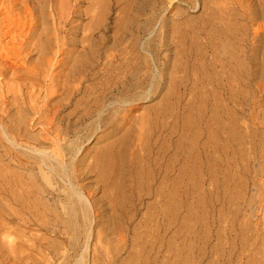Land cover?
Segmentation results:
<instances>
[{"label": "bare ground", "instance_id": "obj_1", "mask_svg": "<svg viewBox=\"0 0 264 264\" xmlns=\"http://www.w3.org/2000/svg\"><path fill=\"white\" fill-rule=\"evenodd\" d=\"M49 1L0 0V77L5 79L7 73L10 75L8 81L0 86V127L3 128L5 139L10 141L12 146L6 149V153L9 151L13 159H16L18 166L27 173L31 172L30 175L25 176L13 172L3 173V169L0 168V264H24V253L18 245L19 240L11 236L12 234L17 235V233L15 230H10L7 227L8 224L19 225L20 222H23L29 226L51 225L58 228V225H67L72 228L80 221L82 222V217L88 220L91 216L89 215L91 212V210L89 212V206L93 209L92 215L101 219L105 216V209H101L104 205L108 210L116 209L117 198L115 195L116 192L117 195L120 194V185L124 181L120 171L115 169L110 159L114 158L113 155L123 157L130 147L135 150V146L140 148L139 155L142 158H147L149 155L147 147H142L144 141L149 140L150 137L145 138L143 135L147 121L144 113L140 112L141 108L138 102L152 96L154 89L152 87L148 93L142 95L152 77V72L149 71V61L145 56L141 57L137 50L138 37L135 33H140L142 29L151 24L152 20L150 18L143 20L144 26L137 25L136 22L138 17L145 16L148 11L157 10L156 3L162 6L164 0H93L92 5L90 6L89 3L90 7L84 12L79 10V5L83 3L82 0H58L57 10L52 8ZM73 1L74 4H71ZM135 1L133 14L124 12L127 18L124 24L117 25L114 22L115 30L110 27L111 24H101L110 5L111 8L117 7L118 9L124 3L132 5ZM199 1L186 0L192 8ZM201 1L205 3V0ZM208 1L213 3V6L215 5L211 10L216 33L214 32L215 35H212L210 42L207 41L205 46L207 50H211L212 57L205 59L203 69L200 68V79L194 81V85H200L203 89L199 90V99L197 98V108L193 114V120L187 123L186 119H181V125L179 124L183 141L182 149H180L183 153L181 159L184 164L191 163L188 170L182 165L183 168L179 169L180 177L183 180L191 179L193 185L188 190H191L192 195H196L198 198L206 197L208 199L206 207L213 209L215 196L211 199V190H205L206 188L204 189L203 186L206 185V182L208 185L213 184L214 179L221 175L220 181L226 187L225 183L230 177H228V164L236 160H242V162L244 160L247 168L242 170V174L246 181L238 183L236 188L238 191L233 192L234 196L230 193L228 196V192L221 191L223 193H220L219 197L222 198L223 204L219 208L225 213L217 209V215L215 213L212 223L224 222L221 234L223 232L227 234L229 245L232 243L233 247L237 248L238 246L240 249L245 245L255 244L258 246L254 253L255 256L258 255L257 258L254 257L257 259L255 264H264V103L258 104L259 100L264 99V0H223V3H219L217 0ZM48 7H51V10ZM124 8L118 10L120 14L123 13ZM163 8H166V5ZM82 13L84 16L88 13L92 14L89 18L90 29H88L89 33L84 34L78 40L75 29L79 24L75 26H71V24L76 20L81 22L80 14ZM133 16H136L135 19ZM249 22H253L250 27L252 29L251 36L247 34ZM37 29L40 30L37 41L35 39L36 43L31 44L32 40H27L29 37L27 33L30 32V37L35 38ZM86 29L83 28V32H86ZM110 31H113V34L107 35ZM63 32H66L69 37L60 36ZM109 42L111 43L108 44ZM78 47H80L79 50ZM146 47L147 43L144 48L146 49ZM74 53L77 56L73 58ZM33 56H36L35 62L28 64L27 61ZM186 56L188 55L186 54ZM184 60L188 63L186 57ZM195 62H197L196 59ZM184 65L181 62L182 71H184ZM171 76L168 78L169 85L175 84L172 82ZM16 79L37 84L42 83L43 100L41 107L35 111H40L43 115L35 119L37 121L42 119V123L44 121L48 126L45 135L41 136L43 141L49 142L48 148H44L43 142H40L39 139L30 137L22 131L23 127L21 128V126L22 122L25 124V116L22 115V120L18 118V121L7 124L10 113L16 112L21 115L22 112L27 113L33 109L29 102L17 99V94L22 88L21 84L7 85ZM87 82L90 86L84 85ZM185 83V78L182 77L179 85L181 89L179 97L186 93ZM159 84L160 81L156 83V85ZM192 89L190 88V90ZM201 92L203 94H200ZM77 93L82 94V97L77 100L75 97H56L59 95L75 96ZM49 98L51 100L59 98V100L56 104L49 105ZM108 101H111L110 104H116L104 109ZM68 105L74 106L77 116L76 120H69L64 124L65 119L63 120L61 112ZM110 108L114 111L110 116H107ZM93 113L97 115L95 127L90 129V133L77 137L78 143L75 148L70 145L71 143H62L65 138H69L70 134L87 129L85 126L79 129L78 126L89 120ZM159 114L156 112L154 118L157 119ZM182 116L185 117L183 114ZM31 121L28 122L31 123ZM126 126H129L130 129L121 136L118 146H107L101 151L102 159L96 155L92 158L91 164H83L84 158L75 159L83 143L89 140L94 132L98 131V128L103 127V130L110 128V131L104 135H112L120 127ZM257 128H261L263 131L261 133L254 131ZM50 129H52L51 132ZM1 131L0 142H3L4 137ZM188 139L191 140L190 143L193 142V146H186L185 143ZM17 148L24 149V152ZM129 154L132 155L131 152ZM68 156L71 158L67 161ZM240 165L243 167L244 164L240 163ZM255 166L257 169L254 168ZM35 169H37V173H33ZM129 171L131 170L129 169ZM91 173H93L92 177H95L93 187L89 186L92 182L88 180ZM249 174H253L252 178L249 177ZM174 180L176 181V178ZM42 182L50 186L51 190L47 189ZM101 187L106 188L102 192V197L106 198V204L98 201L100 205L95 208L97 202L93 199L94 193ZM186 191V188L181 187L174 189V192L176 194L180 192V195H184L183 193ZM246 191H254L255 195L252 197L250 195L247 199L246 195L243 196ZM42 199L46 200L43 204L41 203ZM180 202L174 200L169 203L176 213L181 208ZM198 203L197 207L199 208L202 204L198 205ZM48 205L55 209L61 205L60 208L63 212H55L54 209H50L51 212L49 211L48 214L44 211H42L44 214H40L39 211L44 210V207L46 208ZM243 207H246L247 219L241 216ZM204 213L201 214V217L204 216ZM258 213L261 218L253 220L255 214ZM122 214L117 211L106 216L107 224H116ZM78 220L79 222H77ZM90 223L91 221L88 222V225ZM96 223L99 224L98 221H95ZM116 225L118 226V223ZM107 226L106 228H108ZM99 233L97 234L99 235ZM101 235H99V240L100 236L103 237V234ZM117 235L114 234L115 237ZM119 237L122 240V234ZM96 240L98 241V237ZM234 250L236 249L234 248ZM26 256L27 263L35 264L31 256Z\"/></svg>", "mask_w": 264, "mask_h": 264}, {"label": "rangeland", "instance_id": "obj_2", "mask_svg": "<svg viewBox=\"0 0 264 264\" xmlns=\"http://www.w3.org/2000/svg\"><path fill=\"white\" fill-rule=\"evenodd\" d=\"M82 1L83 3L79 5V10L84 12L87 11V9L92 5L93 0H82ZM217 1H219V3H223V0H217ZM49 2L52 8L56 10L58 9L57 7L58 0H50ZM204 2L205 3H203V1L200 0L199 2H196L195 7L192 8V6L188 2H186V0H164L162 6L156 3L157 10L148 11L145 16L137 18V22H136L137 25L142 24L143 26L145 25L144 24L145 22L143 20L148 18L152 20L151 24L146 26V28H144L145 30L142 29L140 33H135L136 36L138 37L137 50L141 54V57L145 56L146 59L149 61L148 62L150 65L149 71L152 72V77L150 78V81H148L147 86L144 89L142 95L148 93L152 89V87L154 89L152 96L147 97L146 99H143L138 102L139 107L141 108L140 112L144 113L145 120L147 121L146 125L144 126L143 135L145 136V138L148 136L150 137L149 140L144 141L142 147L144 148L147 147L146 149H148L149 155L147 158H142L139 155L140 148L136 146L134 147L135 150L130 147V150H128L127 154L124 155L123 157H118L116 155H113L114 158H111L110 160L114 164L115 169L118 172L120 171L124 181L123 184L120 185V189H119L120 194L117 195L116 192L115 195V198H117L115 202L116 209L114 211L108 210L106 209V205H104L103 208L101 209H105V216L101 217V219H99V217L97 218V216L95 215H92L93 213L91 212H93V209L92 207L89 206L90 208L89 212L91 210L89 214L91 216L89 218H91V220H89V218L87 220V218L82 217L81 218L82 222L80 221V223L77 224L76 226H73L72 223L74 229L73 227L72 228L67 227V225H58V228L61 226L58 229L54 226L53 228L51 225L45 226L46 228L39 226H29L24 224L23 222H20L19 225L8 224L7 227H9L10 230H15L17 233V235L14 234L12 235L10 234V235L12 237L14 236V238H18L19 240L18 245H20L19 247L21 251L23 250L22 252L24 253L23 254L24 264H29L27 263L28 261L26 255H28V257L31 256V258L33 259V263L35 264H247V263L255 264L257 263L256 258L258 255L255 256L254 253L256 252L258 246H255V244H251L250 245L251 247L249 245L247 246L245 245L241 249L238 246L237 248L233 247L232 243L231 245L227 243V241L229 242V239L227 238V234H224V232H223L224 235L221 234L224 229L223 227L225 225L224 222L212 223V221H214L213 219L215 218L214 215L216 211L220 210V212L225 213L223 210L220 209L222 207L221 204H223L222 198L219 197L220 193L228 192V196L230 194L234 196V193L238 191V189H236L238 183L240 184V182L243 183L246 181V178L243 177L242 174V170L247 168L245 167L244 160L243 162L242 160H236L235 162L233 161L234 164L232 162L228 164L229 165L228 166L229 169H227L228 177L229 176L230 177L227 179L225 183V186L226 187L228 186L227 189L222 185V182L220 181L221 175H219V177L217 176L216 179H214L213 184L211 183V185H208V182H206L205 183L206 185L203 186L204 189L206 188L205 190H211V199H213L215 196V198L213 199V202L215 203L213 209L206 207V203H207L206 201L208 200L206 197L205 198L202 197L203 199L198 198L196 197V195H192L191 190H188L189 188H192L193 185L192 183L193 181L191 179L186 178L183 180L180 177L181 174L179 169H181L182 165L183 167L185 166V169L188 170V168L191 166V163L188 162L184 164V161L181 159L183 153L182 151H180V149H182L183 141L180 135L179 127L181 125V119H186L187 123H190L192 122L190 120H193V114L195 112V109L197 108L196 104L199 99L198 98L199 90L203 89L201 88L200 85L199 86L194 85V81L200 79L201 76L200 68L203 69L202 66H204L205 59L212 57V53L210 54L211 50L210 51L207 50L205 46L207 41L210 42L212 35H215L216 33V26L213 25L212 10H211L215 7V5L213 6V3L209 1L208 3L207 0H205ZM102 3L104 4V2ZM71 4H74V1ZM135 5H136V1L132 5H127L126 3H124L123 5L119 6L118 9L117 7L111 8L110 5V9L108 11L106 10L105 17L103 16V19L101 20V24H105V25L111 24L110 27L114 28L115 30L116 26H114V22H116L117 25H119V23L120 25L122 23L124 24L127 19L124 12L125 13L131 12V14H133L132 12H134ZM165 5L166 8H163V6ZM123 7L125 8L122 13L123 14L122 16V14H120L118 10ZM48 9L51 10V7H48ZM90 14L91 13L85 14V16L83 15V13L80 14L82 21L80 22L76 20L74 23L71 24V26H75L79 24L78 28L75 29V31L78 34L77 37L78 40H80L84 34L89 33L88 29H90L89 27ZM252 24L253 22L248 23L249 28L247 34L249 36H251L252 34V29L250 28ZM48 27L50 26L48 25ZM67 28H69V26H67ZM83 28L85 29L87 28L86 29L87 31L85 30L86 32H83ZM35 32L37 33V34L35 33L36 36L35 38L34 37L32 38V36L30 37V32L27 33V35L29 36L27 40L28 41L32 40L31 44L36 43L37 36L40 30L37 29ZM110 34L112 35L113 31L112 32L110 31L107 35ZM60 36H64V37L66 36L65 38L69 37V35H66V32L61 33ZM110 43L111 42H109L108 44ZM146 43H147V47L145 49L144 46H146ZM79 49L80 47H78V50ZM199 50L202 52H200ZM204 51L205 53H203ZM186 54L188 56H186ZM76 56L77 54L74 53L73 58ZM200 56L203 57L201 58ZM35 57L36 56L31 57V59H29L27 63L28 64L34 63L36 60ZM185 57L187 58L188 63L184 60ZM195 59L197 60V62H195ZM181 62L185 64L184 71H182L180 68ZM192 63L194 64L192 65ZM197 68L199 71L197 70ZM170 76L172 78V82H174L175 84L173 83H171V85L168 84V78ZM182 77L185 78L186 93H184L185 96L183 95L179 97L178 96L179 92H181L179 85H180V79ZM9 78H10L9 73H7L5 79L0 77V86H3L2 84L6 83ZM158 81H160V84L156 85ZM20 84L22 85V88L17 94L18 95L17 99L20 101L24 100V102L26 103L29 102V105L32 106L33 109L31 110L29 108L30 110L27 113L22 112L21 115L16 112L10 113L9 114L10 118L8 117L7 118L8 120L6 119L8 121L7 124L8 125L11 124L12 121H18V118L22 120L23 116H25V124L22 122V126H21V128L23 127L22 131L25 134L29 135L30 137L39 139L40 142H43V147L48 148L50 146L49 142L42 140V137L45 135L46 133L45 130L48 128V126L45 125L44 121H43L44 124L42 123V119L38 121L35 119L43 115L40 111H39L40 113L35 111L39 107H41L42 104V100H43V96L41 94L42 83L37 84L27 80L23 81L22 79L21 80L16 79L14 81L9 82L7 85L17 86ZM84 85L90 86L89 82L85 83ZM190 88L191 89L193 88L194 90L193 89L190 90ZM200 94H203V92H201ZM81 95H82L81 93H77L75 96L59 95L56 97H75V100H77L80 97H82ZM58 100L59 98L53 100L49 98L48 104L49 105L56 104ZM110 102L111 101L107 102L104 109H107L108 107H112L113 105L116 104V103L110 104ZM263 103H264V99L258 101V104H263ZM181 104L184 106H182ZM78 108L81 109V107ZM110 109L111 110L109 113H107V116H110L114 111V109L112 108ZM188 111H190L191 113ZM156 112L160 113L157 119L154 118L156 117L155 116ZM182 114L185 117H183ZM61 116L63 117V120L65 119L63 122L64 124H66L68 123L69 120L71 121L76 120L77 110H75L74 106L72 105L65 106V108L62 109ZM96 119H97V115L96 113H93L92 117L89 120L84 121L82 125L78 126L79 129H81L84 126L87 127V129L82 130L79 133L70 134L69 138L68 137L65 138V140L62 143H66V144L71 143L70 145L75 148L78 143L77 137L84 136L85 134L90 133V129L95 127ZM29 120H32L31 123L28 122ZM130 124H132V121H130ZM52 129H50V132L52 131ZM129 129H130L129 126L123 128L120 127L116 131V133L112 135H104L105 133L110 131V128H107L105 130H103V127L98 128L97 129L98 131H95L94 134L90 137V139L83 143L81 149L77 152L75 159L84 158L83 164H91L92 158L96 155H98L99 158L102 159L103 154L101 153V151H103L107 146L112 145L114 147H117L119 139ZM0 130H2L1 132L4 137L3 128L1 129L0 127ZM254 131L261 133L263 129L257 128ZM98 137L99 140H97ZM9 140H11V138H9ZM190 142L191 140L190 141L189 139L186 140L185 143L186 146H193V142L192 143ZM11 147L12 146L10 144V141L6 140L4 137L3 142H0V168L3 169L2 170L3 173L13 172V173H18L20 175L24 174L25 176L30 175L31 172L27 173L24 169L18 166V163L15 161L16 159H13V156L10 155L9 151L6 153V149H9ZM17 149L19 150L21 148H17ZM23 150L24 149H21L19 151L24 152ZM130 152L132 153V155L129 154ZM72 154L74 155V153ZM69 158L71 157L68 156L67 161ZM240 163L244 164L243 167L242 165H240ZM234 167H236L237 169H235ZM4 168L8 170H5ZM254 168L257 169L256 166ZM129 169L131 171H129ZM33 173H37V169H35ZM92 174L93 173H91L90 175L91 177H89L88 179L89 182H92V184L89 185L90 187L94 186L93 179L95 177H92L93 176ZM253 174L251 175L253 176ZM232 175L234 176V180ZM251 175L249 174L250 178H252ZM241 176L242 179L244 178L243 181L241 179ZM175 178L176 181L174 180ZM42 183L47 187V189L51 190L50 186H47V184L44 182ZM176 187L178 188L181 187L183 189L186 188L187 191L183 193L184 195H180V192L176 194V192H174V189ZM232 187L235 188L234 191ZM105 189H106L105 187H101L99 191L98 190L95 191L93 198L97 202L95 208L100 205L98 201H101L106 204V198L102 197V192ZM215 192L217 193L215 194ZM250 195L252 197L253 195H255V192L246 191L243 196H245L248 199ZM174 200L178 202L181 201L180 203L182 209L180 208L178 213H176L173 207L169 205V203H171ZM45 201H46L45 199L44 200L42 199L41 203L43 204V202ZM195 201L196 204H194ZM197 202H199L198 205L202 204V206H199L198 208ZM48 206H46V208L44 207V210L41 209L39 211L40 214H44L42 211L47 212L48 214L50 209L52 210L54 209L55 212L56 211L63 212L62 208H60L62 207L61 205L58 206V209L51 207V205ZM193 207L195 210L193 209ZM223 209L225 208L223 207ZM245 210L246 207H243L242 208L243 214L241 216H244V218L246 217L247 219L248 213H246ZM117 211L123 213L122 216L119 217L120 219L116 221V224L118 223V226L116 224L108 225L106 222L107 220L106 216ZM194 212H196L197 214ZM198 212L200 213V215ZM202 213H204L203 215L205 217L204 216L201 217ZM117 214L119 215V213ZM241 216L239 220L241 219ZM64 217L67 218L66 215H64ZM260 218L261 215H259L258 213L255 214L253 220L254 219L259 220ZM73 219H75L74 216ZM90 221L91 223L88 225V222ZM95 221H98L99 224L97 223L95 224ZM77 222H79V220ZM84 225L85 227H83ZM106 226L108 228H106ZM118 228H120L121 231ZM117 230H119L120 232ZM97 231H99L100 233ZM96 232L99 233V235L103 234V237H101L102 235L100 236V238L102 239L100 240L102 242L99 240V235ZM114 234H116L117 236L115 237ZM120 234H122L123 236L122 240L119 239ZM97 237H98V241L100 242L96 240ZM106 237L109 238L107 239ZM234 248L236 250H234Z\"/></svg>", "mask_w": 264, "mask_h": 264}]
</instances>
